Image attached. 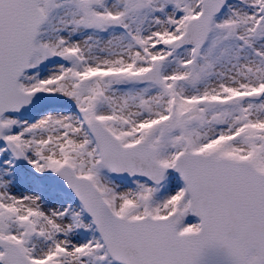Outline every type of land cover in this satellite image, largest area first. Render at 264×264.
Instances as JSON below:
<instances>
[{"label":"snow or ice","instance_id":"snow-or-ice-1","mask_svg":"<svg viewBox=\"0 0 264 264\" xmlns=\"http://www.w3.org/2000/svg\"><path fill=\"white\" fill-rule=\"evenodd\" d=\"M0 264H264V0H0Z\"/></svg>","mask_w":264,"mask_h":264}]
</instances>
